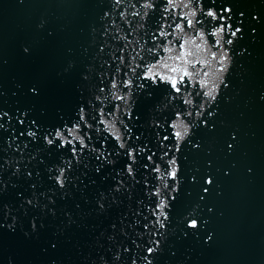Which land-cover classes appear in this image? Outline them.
Here are the masks:
<instances>
[{
	"label": "water",
	"instance_id": "water-1",
	"mask_svg": "<svg viewBox=\"0 0 264 264\" xmlns=\"http://www.w3.org/2000/svg\"><path fill=\"white\" fill-rule=\"evenodd\" d=\"M144 2L0 0V112L9 114L0 120L8 128L3 135L10 136L12 128L23 130L18 123L23 118L27 125L36 122L33 128L41 137L30 142L23 156L6 145L0 149V264H114L117 251L121 258L115 264H130L133 256L143 264L140 258L146 253L143 248L137 250L132 240L144 231L143 216L154 219L148 206L150 200L154 206L156 197L151 187H143L142 178L147 177L150 186L161 185L159 174L138 168L140 184L132 187L125 179L130 191L112 193L113 181H105L94 170L100 162L94 156L82 157V163L68 172L65 189H60L53 177L61 160L70 157V148L48 146L42 139L65 123L71 127L79 108L85 107L91 128L81 124L80 134L87 133L86 143L90 135L93 144L109 137L108 148L114 153L115 137L100 121H113L123 135L121 120L127 117L114 109L122 102L104 97L111 95L113 75L117 83L125 79L134 56L132 63L141 64L137 73L158 59L160 65L154 69L158 75L179 77L184 68L191 73L183 86L178 85L180 93L170 83L149 81L151 88L134 91L130 101L141 120L129 123L156 151L154 160L161 171L173 154L179 167L177 191L172 193L175 199L169 198V219L164 229H152L158 233L159 245L149 258L153 264H264V0H211V5L210 0H201L205 12L209 6L218 14L223 8L229 10L219 23L240 27L237 37L227 31L218 33V22L201 13L195 0L188 8L183 7L187 0H176L172 12L166 14L169 22L171 18L180 22L195 6L203 23L186 32L173 31L174 25L166 29L173 32L167 37L173 41L167 45L170 52L163 50L164 38L152 39L161 0H151L157 4L155 11L144 9ZM133 11L141 16H133ZM145 11L149 16L142 18ZM228 38L232 44L225 43ZM157 44L161 45L158 53L147 51ZM187 51L192 55L176 59ZM120 56L125 64L117 74L119 61L113 57ZM164 64L181 71L171 73ZM102 86L105 91L99 92ZM126 91L121 88L118 94ZM95 95L101 100H94ZM170 96L176 99L169 102ZM198 111L203 115L197 116ZM157 122L159 128L154 127ZM176 131L182 138L174 136ZM157 132L160 138L168 135L173 145L179 143L181 150L175 152L173 146L163 156ZM133 142L134 138L129 143ZM123 162L115 165L113 174ZM208 179L211 184L205 182ZM167 182L170 187L174 184ZM101 192L106 205L103 212L97 204ZM138 198L144 209L141 223L128 228ZM28 199L32 205L26 203ZM122 215L127 235L119 230ZM191 219L197 220L196 229L188 227ZM113 223L115 230L110 227ZM108 235L113 239L108 240ZM125 246L132 251L124 253Z\"/></svg>",
	"mask_w": 264,
	"mask_h": 264
},
{
	"label": "snow or ice",
	"instance_id": "snow-or-ice-1",
	"mask_svg": "<svg viewBox=\"0 0 264 264\" xmlns=\"http://www.w3.org/2000/svg\"><path fill=\"white\" fill-rule=\"evenodd\" d=\"M122 2V0H114V3L116 5H119ZM181 3H183V0H181ZM190 4H193V0H187V3H183L184 8H188ZM195 4L199 5V10L201 13H203L206 17H212L214 18L218 24H217V32L222 33L227 31L230 37H237V34L240 32V27H233V25H229L227 23H219L220 21L225 20V12L229 11L228 9H222L219 14L213 10L214 7L209 6L206 12H205V5L201 3V0H195ZM211 5V0L209 2ZM176 5V0H161L160 7L162 8V12L160 15L159 20L157 21V30L152 33V39L153 41L159 40L160 38H164V41L166 42L163 50L164 51H172L170 47H167V45H171L173 43L172 40H168L167 37L173 35V32L166 31L168 28H173V31L179 30L181 32H186V29H195L196 25L202 24L203 22L197 17V10L194 6L191 11L185 13L184 16L179 18L180 22H177L175 18H171V22H169L170 17L166 14L171 13L173 7ZM135 7V6H133ZM142 7L144 9H151L155 11L157 9V4L154 2H151V0H145V2L142 4ZM133 16H141V12L139 11H133L131 13ZM106 15H109L106 13ZM123 15V13H122ZM149 16V12L145 11L142 14L143 17ZM193 17L195 19H188L187 17ZM227 19H231L230 17H227ZM143 27V24L140 25ZM147 35V33H145ZM213 35H216V33H213ZM146 43V41H145ZM189 43V41H185V44ZM191 43H195V41H191ZM226 44H232L233 40L231 38H228L225 41ZM185 44H180V48H184ZM161 48L160 44H157L155 48H149L147 51L149 53H158ZM197 48H199V45H197ZM123 52V49H121ZM191 51H187L184 53H179L176 56V59L179 60H185L187 56H191ZM137 56H139V53H137ZM141 60H143V57H140ZM227 59V57H225ZM113 60L119 61V64L117 65L115 72L118 74L121 72L120 65L125 64V59L123 56L120 57H113ZM136 57H132L131 61L128 62L127 67L128 71L124 72V77L122 81L117 83L115 75H113L111 80V95L105 96L104 99H114L116 101H120L122 103H117L114 106V109L116 112H122L124 116L127 117V120H121V124L123 125V135L120 134V130L115 128V124L113 121H104L101 120L100 123H105V131H109L112 133V135L115 137V140L117 143H115V150L110 151L108 148V138L107 136L103 138H99L95 144L92 143V137L89 135L87 136V143L85 141V133L84 135H81V124H83L87 128H91V125L88 123V120L86 118L85 113V107H80L78 110V119H76L74 122L71 123V127H69L68 123H65L61 128H57L53 133L48 132L45 135H43L42 139L45 144L48 146H53L54 144L58 149H66L70 148V157H64L60 164L56 166V175L53 177L55 184L60 189H65L66 182L68 181V172L73 169L75 166H79L82 163V157L84 160L89 159L91 156H94L96 161H99L95 166V172L97 174L103 175L105 181L108 179H111L113 183L109 186V190L112 193H121L122 191H130V188L125 185V179L129 180V185L134 187L136 184H140V180H136L137 175V169L142 168L145 173L151 171L152 173H158V179L163 181L161 185H149V181L147 177H143V187L149 188L151 187V195L156 197L154 201L153 206V200L149 201L148 211L151 217L154 219H149L148 216H143V220L145 221L142 225L144 231L137 232L136 237L137 239L132 240V245L135 246L137 250L140 248H143L144 252L146 253L143 255L140 259H142L143 264H153V261L149 258L152 255H154L158 251V245L159 240L155 239L157 236L156 231H152V229H164L165 228V222L169 219L168 211L170 207L169 198L175 199V196L172 195V193L177 191L176 185H178V172L179 167L177 164L176 156L173 154L172 157L168 160V167L165 168L163 171H161V168L159 164L156 163L154 160V157H156L157 153L153 150V147L149 145L148 142L142 141L141 135H138L134 132L133 127L129 123L131 122H139L141 120L140 114H137L133 109V103L130 102L131 98L135 92H143L145 89H150L151 84L148 83L149 81L152 82H164V83H170L171 89L174 90L176 93L181 92V87L178 85L183 86L184 85V78L191 75V73L187 70V68L183 69V75H180L179 77L173 76V75H158L154 69L157 68L160 65V60H156L154 63H149L143 65L145 71L142 73H137V69L141 68V64L136 63L133 64L132 61H135ZM163 67L168 68L171 73H178L181 71L180 68L170 66L168 64H164ZM134 80L136 81H143L142 83H134ZM124 88L127 89L126 92L123 94H118L119 89ZM35 91V89H33ZM104 87L99 88V92H104ZM199 95V93H197ZM204 95H211L208 92H205ZM94 100L100 101L101 97L99 95H95ZM176 99L175 96L169 97V102L171 100ZM211 99L215 101V96H212ZM185 103H190V101L185 100ZM94 106V105H93ZM101 116L104 115V108H100ZM113 112H109V115H112ZM9 114L6 112H0V120H3L4 117H7ZM27 113H22V116L26 117ZM191 115V113H189ZM197 116H202L203 114L201 112L196 113ZM95 119V117H92ZM10 119V117H9ZM19 125L22 126L23 130H17L16 128H12L11 132L12 134L8 137H5L3 133L8 131V128L4 123H0V149H3V147L6 145L7 148L11 149L14 152H20L21 156H23L24 151L29 149L30 142H36L38 139H41L39 133L37 130H34L33 126L36 124L35 121L31 122V125H27L25 122V119L20 118L18 119ZM154 127L159 128V123L157 122ZM171 127L175 128L176 125L173 123ZM18 131V135L16 134ZM174 136L177 139L182 138V133L180 131H176L174 133ZM51 137V138H50ZM23 138V139H22ZM134 141L133 143H129L130 141ZM157 138L159 139V147L165 149L163 152V156H168L169 152L172 151L173 146L175 148V152H179L181 150L180 144L176 143L173 145V143L170 141L168 135H164L162 138H160V134L157 132ZM19 141V143H17ZM164 141H169L167 145L164 144ZM58 142V143H57ZM77 144L79 147H77ZM91 145V147H90ZM85 153L88 155L86 156ZM124 160L122 163L120 169L118 171H115L113 174V170L115 168V165L121 161ZM5 163H8V161H5ZM87 167V164H85ZM3 165H0V168H2ZM17 173H19L21 170L19 167L15 169ZM29 176H31V172L28 173ZM168 180H172L174 184L170 187ZM207 184H211L212 180L208 179L205 181ZM34 187V186H33ZM164 189V192L161 193L160 188ZM208 189L206 188L205 191ZM130 198V197H129ZM105 196L104 193L101 192L99 194V199L97 200V204L101 212H103L106 208V205L104 203ZM113 203H116V197L113 196ZM26 203L29 205L33 204L32 199L26 200ZM142 202L138 198L136 201V209L131 213L132 219L128 223L127 227L131 228L133 224L139 225L141 223L140 217L143 214V207L141 206ZM125 223V217L122 215L119 218V224L120 232L124 235H127L126 229L123 226ZM35 227V225H33ZM110 227L115 230L117 228V224L113 223L110 225ZM188 227L191 229H196L198 227V222L196 219H191L188 223ZM135 232L136 229H133ZM145 233H147V237L145 236ZM108 240H112L113 236L108 235ZM122 251L124 253H130L132 249L130 247H123ZM114 256L116 257L115 262H118L121 258L120 251H117L114 253ZM130 264H138V260L136 256H133L131 258Z\"/></svg>",
	"mask_w": 264,
	"mask_h": 264
}]
</instances>
